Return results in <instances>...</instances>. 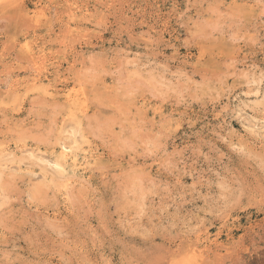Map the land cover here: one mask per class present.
Wrapping results in <instances>:
<instances>
[{"label":"rangeland","instance_id":"1","mask_svg":"<svg viewBox=\"0 0 264 264\" xmlns=\"http://www.w3.org/2000/svg\"><path fill=\"white\" fill-rule=\"evenodd\" d=\"M0 159V264H264V0H0Z\"/></svg>","mask_w":264,"mask_h":264},{"label":"bare ground","instance_id":"2","mask_svg":"<svg viewBox=\"0 0 264 264\" xmlns=\"http://www.w3.org/2000/svg\"><path fill=\"white\" fill-rule=\"evenodd\" d=\"M70 132H71V131H70ZM65 144H66V143H65ZM67 146H68V143H67ZM67 146H66V147H67ZM63 147H64V146H63ZM63 147H62V148H63ZM69 147H71V146H69ZM71 148H72V147H71ZM65 149H66V148H65ZM68 149H69V148H68ZM76 149H77V148H76ZM63 150H64V148H63ZM25 151H26V150H25ZM61 151H62V150H61ZM10 153H11V152H10ZM10 153H9V154H10ZM60 153H61V152H60ZM31 154H32V152H31ZM64 154H65V153H64ZM66 154H67V152H66ZM66 154H65V155H66ZM30 156H31V155H30ZM62 156H63V155H62ZM66 156H67V155H66ZM4 157H5V156H4ZM28 157H29V156H28ZM36 157H37V156H36ZM55 157H56V155H55ZM55 157H54V158H55ZM72 157H73V155H72ZM85 157H86V156H85ZM57 158H58V157H57ZM57 158H56V159H57ZM86 158H87V157H86ZM56 159H55V160H56ZM0 160H1V159H0ZM7 160H8V158H7ZM38 160L40 161L41 159H38ZM63 160H64V159H63ZM67 160H68V159H67ZM71 160H72V159H71ZM74 160H75V159H74ZM74 160H73V162H74ZM58 161H60V160H59V159L57 160V164H58L59 167H60V168H59V171H61V170L64 169V168H63V166H62V164H61V161H60V163H58ZM76 161H77V160H76ZM41 162H42V161H41ZM44 162H45V161H44ZM46 162H47V161H46ZM55 162H56V161H55ZM64 162H65V161H64ZM85 162H86V161H85ZM42 163H43V162H42ZM66 163H67V162H66ZM69 163H71V161H70ZM48 164H49V163H48ZM60 164H61V165H60ZM3 165H4V164H3ZM77 165H78V164H77ZM42 166H43V165H42ZM66 166H67V165H66ZM49 167H50V166H49ZM52 169H53V168H52ZM68 171H69V170H68ZM69 172H70V171H69ZM69 172H68V173L66 172V173L69 174ZM72 172H73V171H72ZM59 174H61V173H58V176L60 177V176L63 174V172H62L61 175H59ZM64 175H65V174H64ZM79 175H80V174H79ZM56 176H57V175H56ZM66 176H67V175H66ZM68 177H70V176H68ZM60 178H61V177H60ZM62 178H63V176H62ZM62 178H61V179H62ZM65 178H67V177H65ZM75 178H76V177H75ZM82 178H83V177H82ZM63 179H64V178H63ZM62 181H63V180H62ZM81 182H82V181H81ZM81 182H80V183H81ZM77 183H78V182H77ZM62 185H63V184H62Z\"/></svg>","mask_w":264,"mask_h":264}]
</instances>
